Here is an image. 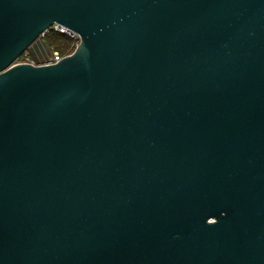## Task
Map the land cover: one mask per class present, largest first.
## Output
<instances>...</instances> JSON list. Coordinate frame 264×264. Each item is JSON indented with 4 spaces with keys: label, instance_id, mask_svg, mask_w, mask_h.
Returning a JSON list of instances; mask_svg holds the SVG:
<instances>
[{
    "label": "water",
    "instance_id": "95a60500",
    "mask_svg": "<svg viewBox=\"0 0 264 264\" xmlns=\"http://www.w3.org/2000/svg\"><path fill=\"white\" fill-rule=\"evenodd\" d=\"M0 264H264V0H0Z\"/></svg>",
    "mask_w": 264,
    "mask_h": 264
},
{
    "label": "built area",
    "instance_id": "2783aa9c",
    "mask_svg": "<svg viewBox=\"0 0 264 264\" xmlns=\"http://www.w3.org/2000/svg\"><path fill=\"white\" fill-rule=\"evenodd\" d=\"M51 28H53L55 31H57L61 34H64L67 37L74 40V43L71 47L72 51L66 55L61 54L57 50H52L49 52L40 51V53L38 55L34 56V55H32V53L29 50H26L15 61V64H32V65H37V66L38 65H52V64L59 63L61 60H63L67 56H70L75 51L76 47L78 46V44L80 42V37L76 32L71 31L70 29L63 27V26H59V25H54ZM49 30H48V32H49ZM48 32L46 33V35L48 34Z\"/></svg>",
    "mask_w": 264,
    "mask_h": 264
},
{
    "label": "trees",
    "instance_id": "16d2710c",
    "mask_svg": "<svg viewBox=\"0 0 264 264\" xmlns=\"http://www.w3.org/2000/svg\"><path fill=\"white\" fill-rule=\"evenodd\" d=\"M49 51L57 50L61 54L66 55L72 51L71 47L74 43V40L67 37L64 34H61L51 28L47 35L44 37Z\"/></svg>",
    "mask_w": 264,
    "mask_h": 264
}]
</instances>
